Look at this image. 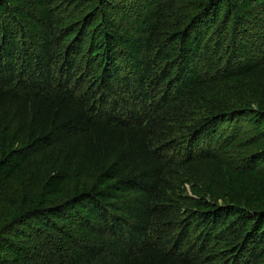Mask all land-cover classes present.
Wrapping results in <instances>:
<instances>
[{"label":"trees","instance_id":"obj_1","mask_svg":"<svg viewBox=\"0 0 264 264\" xmlns=\"http://www.w3.org/2000/svg\"><path fill=\"white\" fill-rule=\"evenodd\" d=\"M0 264H264V0H0Z\"/></svg>","mask_w":264,"mask_h":264}]
</instances>
